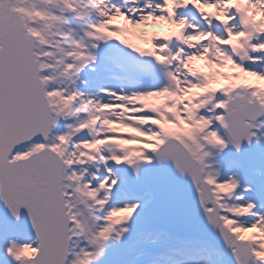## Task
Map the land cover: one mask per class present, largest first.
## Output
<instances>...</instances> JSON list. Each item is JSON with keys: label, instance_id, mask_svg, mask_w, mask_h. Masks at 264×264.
<instances>
[{"label": "snow or ice", "instance_id": "snow-or-ice-1", "mask_svg": "<svg viewBox=\"0 0 264 264\" xmlns=\"http://www.w3.org/2000/svg\"><path fill=\"white\" fill-rule=\"evenodd\" d=\"M0 264H264V0H0Z\"/></svg>", "mask_w": 264, "mask_h": 264}]
</instances>
